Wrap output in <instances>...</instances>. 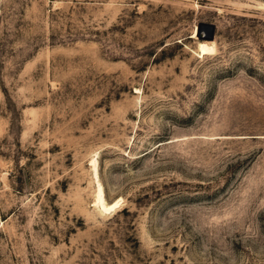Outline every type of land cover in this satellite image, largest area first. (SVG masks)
Masks as SVG:
<instances>
[{"label":"rangeland","instance_id":"obj_1","mask_svg":"<svg viewBox=\"0 0 264 264\" xmlns=\"http://www.w3.org/2000/svg\"><path fill=\"white\" fill-rule=\"evenodd\" d=\"M0 264H264V0H0Z\"/></svg>","mask_w":264,"mask_h":264},{"label":"bare ground","instance_id":"obj_2","mask_svg":"<svg viewBox=\"0 0 264 264\" xmlns=\"http://www.w3.org/2000/svg\"><path fill=\"white\" fill-rule=\"evenodd\" d=\"M199 55H206V54H213L216 52V47L214 43L208 42V41H201L198 50H197ZM93 170L96 178V190H95V203L94 205L98 206L100 210L103 213H110L114 211V206L110 204L105 195V190L103 184L100 182V179L98 177V162L97 159L94 158L91 161ZM98 208V209H99Z\"/></svg>","mask_w":264,"mask_h":264},{"label":"water","instance_id":"obj_3","mask_svg":"<svg viewBox=\"0 0 264 264\" xmlns=\"http://www.w3.org/2000/svg\"><path fill=\"white\" fill-rule=\"evenodd\" d=\"M212 28L214 29V26L212 25Z\"/></svg>","mask_w":264,"mask_h":264}]
</instances>
